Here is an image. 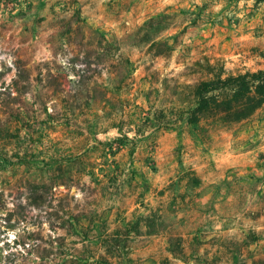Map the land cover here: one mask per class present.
Here are the masks:
<instances>
[{"label": "rangeland", "instance_id": "obj_1", "mask_svg": "<svg viewBox=\"0 0 264 264\" xmlns=\"http://www.w3.org/2000/svg\"><path fill=\"white\" fill-rule=\"evenodd\" d=\"M262 68L264 0H65L6 19L0 264L130 263L128 233L166 228L196 181L190 136L245 128L187 124L197 85ZM248 123L264 129V106Z\"/></svg>", "mask_w": 264, "mask_h": 264}, {"label": "crops", "instance_id": "obj_2", "mask_svg": "<svg viewBox=\"0 0 264 264\" xmlns=\"http://www.w3.org/2000/svg\"><path fill=\"white\" fill-rule=\"evenodd\" d=\"M64 1L0 0V24ZM248 122L190 136L186 171L193 173L186 175L196 181L171 196L175 210H165L166 228L148 230L145 218L144 229L128 233L134 243L126 264L264 263V129Z\"/></svg>", "mask_w": 264, "mask_h": 264}, {"label": "trees", "instance_id": "obj_3", "mask_svg": "<svg viewBox=\"0 0 264 264\" xmlns=\"http://www.w3.org/2000/svg\"><path fill=\"white\" fill-rule=\"evenodd\" d=\"M194 94L196 105L184 112L187 124H199L208 118L229 122L249 119L264 106V68L204 80L197 85ZM57 183L55 179L51 186ZM83 219L88 223L81 224V228L89 232L92 221L88 216H75L72 220L78 224ZM74 257L70 254L69 261L74 263Z\"/></svg>", "mask_w": 264, "mask_h": 264}]
</instances>
